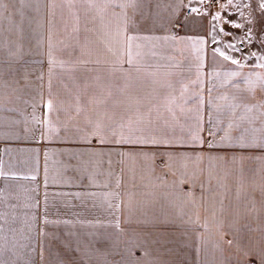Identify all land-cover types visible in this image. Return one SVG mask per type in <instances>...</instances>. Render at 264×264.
I'll return each mask as SVG.
<instances>
[{
    "label": "crops",
    "instance_id": "0c3cea01",
    "mask_svg": "<svg viewBox=\"0 0 264 264\" xmlns=\"http://www.w3.org/2000/svg\"><path fill=\"white\" fill-rule=\"evenodd\" d=\"M246 4L0 0V264H264Z\"/></svg>",
    "mask_w": 264,
    "mask_h": 264
},
{
    "label": "rangeland",
    "instance_id": "374dc122",
    "mask_svg": "<svg viewBox=\"0 0 264 264\" xmlns=\"http://www.w3.org/2000/svg\"><path fill=\"white\" fill-rule=\"evenodd\" d=\"M258 0H247V4L246 5H244V7L245 8H243V10H245V11H241V12H243V20L242 21H247V20H245V15L246 14H254V16H256V15H259V16H264V10H262L261 8H260V5H259V3L257 2ZM188 10V9H187ZM254 23V21H247V23L246 24H248V27H249V25H252ZM243 26H247V25H243ZM228 29V28H227ZM228 33L230 34L231 32H230V30H228ZM230 36H232V35H230ZM243 39H241V37L240 36H237L236 38H232V40L230 41V42H228V45H229V47H231L232 49H235V50H237L238 52H239V54H240V60L241 61H244V60H247V59H249L251 56H252V52H251V50H250V48H249V44H248V46H247V44H246V42L243 40ZM236 41V42H241L244 46H247L248 47V49L250 50V52H251V56L249 57V58H243V56H242V54H241V52H240V50L238 49V48H236V47H234L233 45H232V43H234V42Z\"/></svg>",
    "mask_w": 264,
    "mask_h": 264
},
{
    "label": "water",
    "instance_id": "95a60500",
    "mask_svg": "<svg viewBox=\"0 0 264 264\" xmlns=\"http://www.w3.org/2000/svg\"><path fill=\"white\" fill-rule=\"evenodd\" d=\"M233 37L236 38L237 35L234 34ZM233 42H234V41H233ZM232 45L240 50V52H241L243 58H249V57L251 56V52H250V50L248 49V47H247V46H244L241 42H239V41L236 42V41H235L234 43H232Z\"/></svg>",
    "mask_w": 264,
    "mask_h": 264
},
{
    "label": "snow or ice",
    "instance_id": "6c2138e0",
    "mask_svg": "<svg viewBox=\"0 0 264 264\" xmlns=\"http://www.w3.org/2000/svg\"><path fill=\"white\" fill-rule=\"evenodd\" d=\"M260 8L261 9H264V3H262L261 5H260ZM214 19H219V14H217L215 17H214ZM225 23H230V24H232V22L231 21H225ZM232 26L233 27H237V28H239V27H241V25H239V24H232ZM224 31V29L223 28H221V32H223ZM226 35L228 34V33H225ZM217 51H219L218 49H217ZM221 55H223V53H221ZM254 55V54H253ZM226 59H228V57H225ZM233 63H238V61H235V60H233ZM49 107H51V104H49Z\"/></svg>",
    "mask_w": 264,
    "mask_h": 264
},
{
    "label": "built area",
    "instance_id": "2783aa9c",
    "mask_svg": "<svg viewBox=\"0 0 264 264\" xmlns=\"http://www.w3.org/2000/svg\"><path fill=\"white\" fill-rule=\"evenodd\" d=\"M188 11H189V9L187 10V12H188ZM173 28H174V29H177V28H178V24H175Z\"/></svg>",
    "mask_w": 264,
    "mask_h": 264
}]
</instances>
